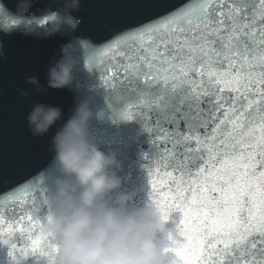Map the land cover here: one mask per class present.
I'll return each mask as SVG.
<instances>
[{
	"label": "snow or ice",
	"instance_id": "obj_1",
	"mask_svg": "<svg viewBox=\"0 0 264 264\" xmlns=\"http://www.w3.org/2000/svg\"><path fill=\"white\" fill-rule=\"evenodd\" d=\"M0 20L45 32L49 21L59 22L18 19L3 7ZM258 53H264V0H191L97 52L104 86L159 83L176 100L179 115L165 120L171 129L152 121L163 96L142 98L121 114L139 118L149 134L152 203L165 221L179 213L182 239L169 236L165 249L173 264H264V56ZM199 161L193 175L190 166ZM34 188L24 184L0 199V245L10 264H32L29 253L52 264L56 253L44 230L51 218L47 197L40 200Z\"/></svg>",
	"mask_w": 264,
	"mask_h": 264
},
{
	"label": "water",
	"instance_id": "obj_2",
	"mask_svg": "<svg viewBox=\"0 0 264 264\" xmlns=\"http://www.w3.org/2000/svg\"><path fill=\"white\" fill-rule=\"evenodd\" d=\"M189 2L191 0H160L163 4L160 7L150 0H81L80 10L73 13L81 21L75 30L62 21L58 22V26L57 22L49 21L45 26L48 31H36V34L28 36L23 35L19 28L6 26L0 20V42H3L0 47V199L24 184H35L33 192L39 195L40 200L51 194L53 186L49 178L60 174L53 161L50 140L71 115L72 109L78 103H87L93 112L89 122L93 142L102 151L114 153L120 162L115 171L121 185L106 195V201L112 206H119V197L126 195L129 197V209L152 202L148 167H155V162L145 159V154L150 156L153 152L149 134L139 118L125 120L121 114L142 98L149 100L163 96L159 105H153L151 109L152 121L160 120L164 127L171 129L172 125L166 124L165 120L179 115L175 111L176 100L159 83L150 87L141 81L113 88L104 86L101 79L104 69L100 68L97 52L123 32ZM0 4L15 11L16 0H0ZM60 4L61 0H34L31 12L42 18L45 10L56 11ZM78 38H87L95 46V59L88 66L82 57ZM61 45H69L67 51L80 57L73 81L67 88L37 93L32 85L26 83V79L36 75L39 82L47 87V69L54 58L60 57ZM22 92L27 95H22ZM40 102L59 106L62 117L47 134L37 137L28 128L26 116ZM180 130H184L183 121L180 122ZM200 131L203 135L204 130ZM204 158L207 159V152ZM202 163L199 161L194 167L190 166L193 175ZM257 167L259 169L260 166ZM159 179L166 178L161 176ZM18 207L23 211L22 205ZM178 223L179 213H171L164 229L156 236L155 243L163 252L166 264H173L174 261L173 254L165 251L169 247V236L182 239L176 235ZM16 234L19 235L18 232ZM20 243L22 245L24 241ZM29 258L32 264H41L43 259L39 256L33 258L30 253ZM0 264H10L7 246L0 245Z\"/></svg>",
	"mask_w": 264,
	"mask_h": 264
},
{
	"label": "clouds",
	"instance_id": "obj_3",
	"mask_svg": "<svg viewBox=\"0 0 264 264\" xmlns=\"http://www.w3.org/2000/svg\"><path fill=\"white\" fill-rule=\"evenodd\" d=\"M34 0H16L15 11L0 7L18 19H40L32 15ZM81 0H61L58 10H45L44 16H55L75 30L81 22L73 16ZM23 35L36 34V28L25 25ZM86 66L95 59V46L87 38H78ZM61 45V55L47 69V87L36 75L26 79L37 93L59 90L71 85L80 57ZM2 54V53H0ZM264 56L258 53L257 59ZM22 95H27L22 92ZM62 117L59 106L36 103L26 116L33 136L42 137ZM93 112L87 103H78L71 115L50 140L54 164L60 175L50 177L53 191L47 197L50 220L44 230L56 246L52 264H166L163 252L155 243L165 220L152 203L129 209V197H119V206L110 205L105 197L118 189L121 179L115 169L120 162L112 152L102 151L92 140L89 122Z\"/></svg>",
	"mask_w": 264,
	"mask_h": 264
}]
</instances>
